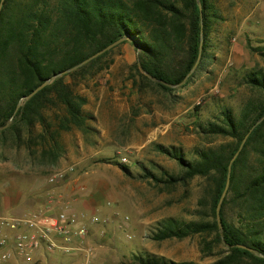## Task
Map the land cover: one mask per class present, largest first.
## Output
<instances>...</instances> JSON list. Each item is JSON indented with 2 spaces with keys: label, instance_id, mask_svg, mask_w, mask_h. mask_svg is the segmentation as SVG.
<instances>
[{
  "label": "trees",
  "instance_id": "1",
  "mask_svg": "<svg viewBox=\"0 0 264 264\" xmlns=\"http://www.w3.org/2000/svg\"><path fill=\"white\" fill-rule=\"evenodd\" d=\"M219 1L5 0L0 13L3 153L6 149L24 148L29 159L40 160L47 167L55 165L65 152L63 134L92 131L89 122L94 117L84 111L88 99L77 90L80 78L106 69L103 60L127 43L136 53V61L130 66L134 87L140 92L150 87L172 94L176 88L169 85L181 84L194 68L202 36L201 60L180 88L186 87L198 71H205L207 60L213 58L210 35L222 20ZM121 37H126V41L46 85L29 101L22 102L16 112L18 102L46 79L77 66ZM248 46L264 58V46L253 48L249 42ZM240 84L249 88V95L238 114L225 106L215 119L198 125L196 130L208 143L216 139L226 141L193 147V158H187L176 146L153 143L157 153L176 160L180 171L173 173L162 168L157 174L147 167L143 169L144 177H151L160 192L170 193L179 187L187 188L195 179L202 180L199 200L191 211L195 218H164L154 226L151 238L162 242L203 236L204 253L211 251L214 244L222 248L211 264H264V120L252 130L232 164L231 182L220 210L222 232L216 220L228 164L245 135L264 117V68L246 70ZM13 116L11 124L4 127ZM119 165L128 171L126 166ZM150 165L155 164L150 161ZM208 236L214 237L207 240ZM136 261L196 264L148 253L136 257Z\"/></svg>",
  "mask_w": 264,
  "mask_h": 264
},
{
  "label": "rangeland",
  "instance_id": "2",
  "mask_svg": "<svg viewBox=\"0 0 264 264\" xmlns=\"http://www.w3.org/2000/svg\"><path fill=\"white\" fill-rule=\"evenodd\" d=\"M218 3H227L230 9L240 7L241 17L249 12L250 0H220ZM256 4L264 8V0H257ZM262 19L264 22V15ZM260 32L264 35L262 29ZM248 42L253 48L264 46V42L258 39ZM248 42V56L243 57V64L236 67L230 61L224 66L218 65L213 71L208 70L207 75L198 71L194 81L184 88L176 87L172 94L150 87L140 92L134 87L128 61L134 63L136 53L130 43L122 45L103 60L106 69L85 79L80 78L77 85L80 93L86 95L89 92L94 98L90 108L97 115L94 124L100 129L90 136L99 140L95 145L100 151L96 155L98 159L77 161L80 143L86 152H90L86 141L91 139L81 130L63 134L65 152L53 166L47 167L40 160L29 159L24 148L6 149L4 153L0 148V186L12 176L20 180L38 176L48 182L57 170L72 167L74 172L64 181L50 184L47 193V197L53 195L58 204H65L72 196L71 186L81 166L88 164L94 176L84 183L95 180L107 193L103 211L97 212L100 222L91 224L87 234L90 264H140L136 257L146 253L174 262L213 263L222 248L214 244L211 251L204 253L203 236L162 242L151 238L154 226L164 218H195L191 211L199 200L202 180L195 179L187 188L179 187L170 193L160 192L151 177H144L143 169L147 167L157 174L162 168L173 173L180 171L176 160L157 153L153 143L176 146L187 158H193V147L226 141L216 139L208 143L198 136L196 130L198 125L215 119L225 106L238 114L243 100L249 95V88L240 84L243 72L264 68V58L253 52ZM195 106L199 109L196 110ZM150 161L155 165L151 166ZM119 164L126 166L128 171L125 172ZM126 216L128 223L124 225L122 219ZM213 237L206 239L212 240ZM35 264H84V258L80 254L71 257L44 255L43 260L38 259Z\"/></svg>",
  "mask_w": 264,
  "mask_h": 264
},
{
  "label": "crops",
  "instance_id": "3",
  "mask_svg": "<svg viewBox=\"0 0 264 264\" xmlns=\"http://www.w3.org/2000/svg\"><path fill=\"white\" fill-rule=\"evenodd\" d=\"M257 0H250L249 12L242 17L240 7L229 8L227 3L221 4L220 15L221 19L214 31L211 33V40L213 43L212 55L213 58L206 62V69L202 75L208 70L216 68L218 65H226L232 61L236 67L244 63L243 57L248 56L246 51L248 40H260L264 42V35H260V29L264 31V22L262 16L264 15V8L256 4ZM230 9V11H229ZM255 33L256 35H253ZM242 34V36H241ZM241 36V37H240ZM127 45V44H126ZM253 46V44H252ZM247 47V48H246ZM254 47V46H253ZM131 66L133 62L128 61ZM216 70V69H215ZM219 73L218 71H215ZM213 71V70H212ZM207 75V74H205ZM84 95L88 99V104L84 107V111L91 113L94 117L89 125L92 128L90 133H83L84 136L90 137L91 140L86 141L90 145V152L83 149L80 143V153H78L77 161H92L98 159L97 154L100 152L95 145L99 142L98 139L92 138L91 134H95L100 128L94 122L97 121L95 111L91 110L90 106L94 103L92 94ZM93 175L91 167L88 164L81 166L77 178L74 179V184L71 186L70 200L73 207L83 209L90 214H97L98 211H103L104 202L107 193L102 191L95 180L85 184ZM6 182L0 186V214L6 215H21L24 212L35 210L40 207L48 205V195L50 183L45 178L38 176L32 179L20 180L14 176L10 177ZM79 255V254H78ZM44 256L40 255L38 259L43 260ZM8 264H16L10 262Z\"/></svg>",
  "mask_w": 264,
  "mask_h": 264
},
{
  "label": "built area",
  "instance_id": "4",
  "mask_svg": "<svg viewBox=\"0 0 264 264\" xmlns=\"http://www.w3.org/2000/svg\"><path fill=\"white\" fill-rule=\"evenodd\" d=\"M127 161L126 159L123 160ZM74 168L59 169L48 178L52 185L64 181ZM48 205L21 215L0 214V264H35L40 255L71 257L80 254L90 264L87 234L91 224L100 222L97 214L58 204L49 194ZM128 223V216L122 219Z\"/></svg>",
  "mask_w": 264,
  "mask_h": 264
},
{
  "label": "water",
  "instance_id": "5",
  "mask_svg": "<svg viewBox=\"0 0 264 264\" xmlns=\"http://www.w3.org/2000/svg\"><path fill=\"white\" fill-rule=\"evenodd\" d=\"M4 2L5 0H1L0 1V13H1V9L3 8L4 6ZM198 6H199V9L202 11V6H201V3L198 1ZM126 41V37H121L119 38L118 40H116L115 42H113L112 44H110L109 46H107L106 48H102L101 50H99L98 52H96L95 54H93L92 56H90L88 59L82 61L80 64H78L77 66H74L70 69H65L63 71H60L58 72L57 74L53 75L52 77L46 79L42 84H40L36 89H34L29 95L27 94L26 96H24L20 102H18L17 104V107H16V112L19 110L22 102H25V101H29L33 96H35L43 87H45L46 85L48 86L49 84H51L54 80L60 78L61 76L63 75H67L69 74L70 72L76 70L77 68L81 67V66H84V65H87L88 63H90L92 60L96 59L97 57H99L100 55H102L103 53H106L107 51L115 48L116 46H118L119 44H121L122 42H125ZM202 45H203V39H202V36H201V48H200V51H199V55H198V59L196 61V64L194 66V68L191 70V72L189 73V75L198 67L199 63H200V60H201V56H202ZM141 67V66H140ZM142 71V70H141ZM142 73H144L145 75H147L148 77H150L151 79L155 80V81H159L158 79L154 78V77H151L149 74H147L146 72L142 71ZM189 75L184 79V81L181 83V84H177V85H169L171 86V88H178V87H181L184 85V83L186 82V80L188 79ZM161 82L162 84H166L162 81H159ZM167 85V84H166ZM15 112V113H16ZM14 119V116L8 120V122L6 123V125L4 127H7L8 125L11 124L12 120ZM264 120V117H262L254 127H252V129L249 130V132L245 135L243 141H242V144L239 146V149L238 151L236 152V154L234 155V157L232 158V160L230 161V163L228 164V175H227V182L225 184V187H224V190H223V193H222V196L220 198V200L218 201V204H217V207H216V215H217V224H218V227L220 228V231L222 232V223H221V215H220V210H221V205H222V202L223 200H225V197L227 195V192H228V188H229V185H230V182H231V167H232V164L235 162V160L237 159L239 153L241 152L242 148H243V145H245L250 133L252 132V130L258 125L260 124L262 121ZM1 129V128H0ZM240 248H244V249H248L249 251H251L247 246L245 245H239Z\"/></svg>",
  "mask_w": 264,
  "mask_h": 264
}]
</instances>
